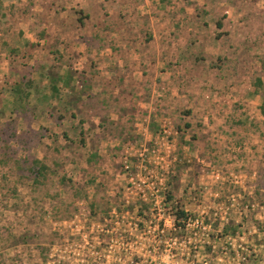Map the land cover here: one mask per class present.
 <instances>
[{"label":"rangeland","instance_id":"obj_1","mask_svg":"<svg viewBox=\"0 0 264 264\" xmlns=\"http://www.w3.org/2000/svg\"><path fill=\"white\" fill-rule=\"evenodd\" d=\"M0 264H264V0H1Z\"/></svg>","mask_w":264,"mask_h":264},{"label":"trees","instance_id":"obj_2","mask_svg":"<svg viewBox=\"0 0 264 264\" xmlns=\"http://www.w3.org/2000/svg\"><path fill=\"white\" fill-rule=\"evenodd\" d=\"M1 3V0H0ZM218 28L222 27V23L218 22L217 23ZM30 85V80L25 83V77H22L21 82L20 81H16L13 85H12V89L11 92L13 94H15V103L16 106L18 108H20L19 106H23V105H19V104H23L24 100L28 99L30 97L31 91H28L27 87L25 85ZM53 89L55 90L56 87L53 86ZM19 105V106H18ZM17 107H15V110H17ZM84 143V141H83ZM92 158H96L97 155L93 154L91 156ZM35 167L37 168L36 170H33V173H35V181L36 182H40V179H46L47 174L50 171V168L43 164L40 161H36L35 162ZM168 200H172L173 199V195L171 193H168L166 195ZM172 217L174 218V230L176 231V233H184L186 232L187 228V224L189 222V220L191 219V215L185 211L182 207H175L174 210L172 211ZM174 231L170 232L169 235H171V233H173ZM174 235V234H173Z\"/></svg>","mask_w":264,"mask_h":264}]
</instances>
